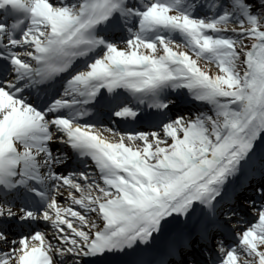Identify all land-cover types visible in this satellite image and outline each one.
Masks as SVG:
<instances>
[{"label":"snow or ice","instance_id":"snow-or-ice-1","mask_svg":"<svg viewBox=\"0 0 264 264\" xmlns=\"http://www.w3.org/2000/svg\"><path fill=\"white\" fill-rule=\"evenodd\" d=\"M0 264H264V0H0Z\"/></svg>","mask_w":264,"mask_h":264}]
</instances>
